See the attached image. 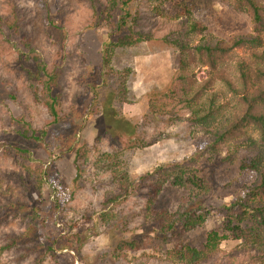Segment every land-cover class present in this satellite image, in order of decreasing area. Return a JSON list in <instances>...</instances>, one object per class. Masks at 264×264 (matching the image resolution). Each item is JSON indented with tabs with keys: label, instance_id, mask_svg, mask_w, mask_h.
Segmentation results:
<instances>
[{
	"label": "trees",
	"instance_id": "16d2710c",
	"mask_svg": "<svg viewBox=\"0 0 264 264\" xmlns=\"http://www.w3.org/2000/svg\"><path fill=\"white\" fill-rule=\"evenodd\" d=\"M165 2L167 0H83L84 19L79 22L75 35L105 25L106 38L97 75L105 85L110 80L116 81L121 101L128 98L126 83L131 70L113 69L116 49L157 39L174 50L171 83L163 93L149 98L146 113L131 118L117 116L113 122L119 124L120 129L111 128V133H101L93 144H89L82 135L87 131L86 119L98 113V108L93 105L83 110L71 134L53 130L57 126L60 129L66 126L62 118L65 112L75 118V100L67 101L68 58L44 54L18 0L0 1V54L11 55L17 65L27 64L33 68L32 72L24 69L28 82L34 86L29 84L27 92L32 101L25 102L23 93L17 94L22 114L14 120L18 125L16 132L24 140L40 143L49 149L52 158L73 155L75 187H80L77 183L85 177L87 170L98 175L94 183L97 182V187L99 184L106 187L102 206L111 205L101 212L99 218L109 228L106 236L118 257L126 251H137L152 244L161 255L142 251L134 264H204L208 261L214 264H264V0H234L237 9L248 13L253 33L234 35L229 39L203 40L196 44L190 37L195 31L194 25L187 19L161 14L159 5ZM56 26L60 30L66 27ZM238 50H244L243 56L235 57ZM229 62L234 63L232 71L226 72L224 66ZM203 70L208 76L198 81L196 75ZM7 83V78L0 77V84L6 87ZM218 83L230 94L234 105L233 113L221 126L214 121L220 113V106L215 102L218 93H211ZM95 87L92 89L96 98ZM8 96L12 101L17 99L15 95ZM36 104L42 105L46 120H39ZM159 119L171 126L189 124L194 131L193 137L200 144L192 158L161 164L140 175L136 183L129 178L122 152L146 146L144 126ZM247 128L254 129L260 136L258 146L254 141L253 148L247 147V151L257 157H251L242 168L254 172L255 179L244 187L242 194L223 206L228 219L225 227L231 237L240 242L239 249L221 252L219 246L227 236L215 230L207 234L201 247L185 243V236L202 226L207 218L204 200L214 189V184L205 167L212 168L229 159L230 154L220 157L226 144L239 138ZM52 131L53 144L50 145L48 136ZM123 146L124 149L120 150L119 147ZM240 149L241 146H235L231 156ZM0 160L13 164L1 172L0 224L7 223L8 227L15 221L17 227L23 225L21 231L8 227L7 244L0 246L2 252L20 248L19 241L36 226L40 204L32 205V197L36 195L40 200L43 186L51 185L54 210L61 208L60 212H65L69 202L65 198L69 193L49 182L52 176L50 166L36 161L31 150L24 146L0 144ZM199 165L205 166L204 170L199 169ZM167 184L183 189L191 185L197 187V191L183 197L174 211L155 209L153 206ZM133 198L139 202L129 204ZM132 223L136 224L134 228L130 227ZM57 228L58 233L50 236L52 243L57 245L55 248L47 246L46 251L50 255L59 249L67 251L66 255L71 257L69 264H74L73 253L78 254L85 239L77 233L70 235L72 226L64 234L60 232L64 230L62 224ZM58 236L60 239L57 240ZM31 242L35 245L34 241ZM166 246L170 248L166 249ZM37 250L33 252H39Z\"/></svg>",
	"mask_w": 264,
	"mask_h": 264
},
{
	"label": "rangeland",
	"instance_id": "374dc122",
	"mask_svg": "<svg viewBox=\"0 0 264 264\" xmlns=\"http://www.w3.org/2000/svg\"><path fill=\"white\" fill-rule=\"evenodd\" d=\"M18 3L28 16L30 28L37 35L36 43L44 51V54L59 58L65 56L69 61L66 77L67 101L70 102L74 99L77 106L74 111L75 118H73L74 115L68 116L65 112L62 118L66 126L62 129L58 126L53 129L59 131L60 134L62 132L66 135L71 134L76 129L83 110L93 105L98 108V113L86 119L87 131L82 135V138L89 144H93L94 139L101 133H111L109 130L111 128L120 129L119 124L113 122L117 116L125 115L128 118L143 116L146 113L149 98L163 93L171 83L174 74V50L162 41L155 39L135 47L118 48L113 54V69L115 71L131 70L126 83V97L128 98L124 103L117 94L116 81L110 80L105 85L97 75L101 64L103 42L106 38L105 25L75 35L79 22L84 19L83 0H18ZM159 10L161 14L172 18H184L188 20L189 24L194 25L195 31L190 36L193 44L203 40L229 39L234 35L253 33L248 13L237 9L234 0H225V2L222 0H167L159 5ZM47 17L54 24H51ZM56 24L66 27L60 30ZM243 54L244 50H238L235 57L243 56ZM233 64V62H229L224 66L226 72L232 71ZM24 69L33 71L31 65H17L13 62L11 55L0 54V77L8 80L6 87L0 84V144H13L30 149L36 161L43 163L46 167L50 166L52 176L49 182H53L59 190L69 193L65 198L69 202L65 206V212H60L61 208L54 210V194L51 185L43 186L42 198L39 200L36 195L32 197V205H36V202L40 204L36 226L31 228L32 231L27 233L25 239L19 241L20 248L0 252V264H69L71 257L66 255L67 251L55 250L53 255L46 251L47 246L52 245L55 248L57 245V243H52L50 236L58 233L57 227H61V224L64 226V230L60 231L61 234L68 232V227L72 226L70 235L77 233L80 238L85 239L78 254L73 253L74 264H134V260L139 259L142 251L145 254L160 256L161 253L157 252L152 244H149L137 251H126L118 257L117 251L108 242L106 236L109 228L99 218L101 212L111 208V205L102 206L106 187L102 188L100 184L97 187V182L94 183L98 175L87 170L85 177L77 183V186H80L77 188L73 183L76 174L73 167V155H65L59 159L52 158L48 153L49 149H45L40 143L24 140L18 135L16 132L18 125L14 120L21 116L22 108L18 105L17 94L23 93L25 102L32 101L27 92L28 85L33 86V84L28 82ZM196 76L197 80L201 81L207 78L208 73L203 70L199 71ZM93 86H96V98ZM213 92L218 93L215 102L220 106V113L214 121L218 126H221L233 113V100L219 83L211 90V93ZM10 94L15 95L17 99L12 101L8 96ZM35 108L39 113V120H46L42 105L36 104ZM160 120L164 119L153 120L144 126V130L147 132L148 143L146 146L122 152L121 157L125 162L129 178L135 180L136 183H138L140 175L154 170L161 164L192 158L200 144L193 137L194 131L189 124L178 123L171 126ZM52 134L53 131L48 136L50 145L53 144ZM254 141L257 146L260 144L259 134L254 129L247 128L239 138L226 144L220 157L230 154L229 159L221 161L212 168L206 169L205 166L199 165V169L204 170L205 167L206 173H209L214 189L204 200V207L208 212L205 223L189 232L185 236V243L201 247L207 234L215 230L227 236V239L223 240L219 246L221 252L229 253L236 248L239 249L240 242L231 237L225 227L228 219L223 206L228 205L237 195L242 194L244 187L255 179L254 172L242 169L243 165L248 164L251 157L256 156L247 151V147H254ZM108 144L109 142H107ZM235 146H241L242 150L240 149L238 153L231 156ZM119 148L120 150L124 149V146ZM57 153L58 150L55 154ZM12 166L13 164L0 160V177L2 169ZM196 191L197 187L194 188L191 185L183 189L167 184L160 192L153 207L159 210L174 211L183 197ZM70 194H72L71 198ZM132 202L139 201L133 198L128 203ZM61 204H64L63 201ZM57 219H60L58 223ZM14 222H11L8 227L11 226L14 231L23 230V225L17 227ZM135 226V223L130 225L132 228ZM8 227L7 223L0 224V246L7 244ZM58 239H60L59 236ZM31 240L35 245L30 243ZM37 248L39 252L34 253L33 250ZM165 248H170V246ZM234 252L236 254L237 251ZM204 264L214 263L208 261Z\"/></svg>",
	"mask_w": 264,
	"mask_h": 264
}]
</instances>
